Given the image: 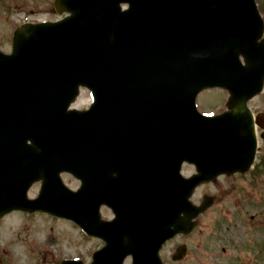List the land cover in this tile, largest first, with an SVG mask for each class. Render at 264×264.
I'll list each match as a JSON object with an SVG mask.
<instances>
[{
  "label": "water",
  "instance_id": "1",
  "mask_svg": "<svg viewBox=\"0 0 264 264\" xmlns=\"http://www.w3.org/2000/svg\"><path fill=\"white\" fill-rule=\"evenodd\" d=\"M56 7L71 16L24 25L15 32L12 54L0 51V215L25 205L22 195L36 171L12 174L22 166L54 167L53 179L64 170L79 177L80 162L99 156L88 143L81 148L80 139L102 138L110 146L115 130L131 127L147 151L141 178L157 198L151 209L173 218L160 210L158 197L169 195L174 204L176 194V207L169 206L184 218L175 230L188 233L208 205L190 204L194 189L221 174L246 173L256 155L247 102L264 86V41L257 43L263 22L254 0H57ZM81 87L95 104L90 112L68 113ZM211 87L230 91L231 112H197L198 94ZM70 118L93 131H74ZM64 131L70 133L66 142ZM131 137L128 131L124 138ZM185 161L198 175L180 176ZM156 237L136 249H116L110 238L101 257L122 264L126 252L137 256L136 264H159Z\"/></svg>",
  "mask_w": 264,
  "mask_h": 264
},
{
  "label": "rangeland",
  "instance_id": "2",
  "mask_svg": "<svg viewBox=\"0 0 264 264\" xmlns=\"http://www.w3.org/2000/svg\"><path fill=\"white\" fill-rule=\"evenodd\" d=\"M54 0H0V50L9 53L12 33L23 22L55 21L62 18L53 5ZM264 10V0H259ZM86 91L74 104L82 109L89 105ZM229 94L222 90H208L200 94L198 109L218 114L227 110ZM255 114L264 113V93L249 104ZM260 133V132H259ZM258 133V134H259ZM259 157L264 156V140L259 139ZM258 162V161H257ZM259 163V162H258ZM259 163L254 174L261 177L255 184L239 176L223 177L216 183L199 188L193 198L201 205L205 196L211 205L197 220L198 226L187 236H178L162 252L165 264H264V169ZM190 176L194 169L184 166ZM68 187L78 184L65 176ZM34 187L30 197L35 196ZM186 247L183 260L173 262L171 256L179 246ZM48 248V255L43 251ZM101 243L85 237L74 226L46 218H24L18 214L0 221V256L10 264H57L58 260L80 259L90 264L91 256ZM129 264V263H127Z\"/></svg>",
  "mask_w": 264,
  "mask_h": 264
},
{
  "label": "flooded vegetation",
  "instance_id": "3",
  "mask_svg": "<svg viewBox=\"0 0 264 264\" xmlns=\"http://www.w3.org/2000/svg\"><path fill=\"white\" fill-rule=\"evenodd\" d=\"M116 175H117V174H116ZM113 217H114V216H113V214H112V218H113ZM112 218H111V219H112Z\"/></svg>",
  "mask_w": 264,
  "mask_h": 264
}]
</instances>
